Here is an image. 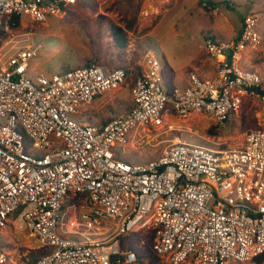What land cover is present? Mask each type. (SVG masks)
Here are the masks:
<instances>
[{
  "label": "built area",
  "instance_id": "built-area-1",
  "mask_svg": "<svg viewBox=\"0 0 264 264\" xmlns=\"http://www.w3.org/2000/svg\"><path fill=\"white\" fill-rule=\"evenodd\" d=\"M78 1L0 0V26L10 15L44 22ZM257 25L258 17L247 14L237 39L207 37L215 75L191 71L168 97L158 59L145 51L131 107L103 125L72 116L124 86L125 67L91 62L32 80L27 71L39 45L27 43L29 32L12 35L0 47V236L11 224L26 230L47 248L35 264H135L136 252L121 250L118 237L141 229L151 231L152 250L168 264L245 263L264 254V126L248 129L238 149L177 140L150 161L123 157L131 134L164 124L168 103L175 117L200 115L218 125L245 98L264 110V73L241 65L245 50L261 40ZM69 194L83 197L73 226L99 231L63 228ZM7 259L0 247V264Z\"/></svg>",
  "mask_w": 264,
  "mask_h": 264
},
{
  "label": "rangeland",
  "instance_id": "rangeland-1",
  "mask_svg": "<svg viewBox=\"0 0 264 264\" xmlns=\"http://www.w3.org/2000/svg\"><path fill=\"white\" fill-rule=\"evenodd\" d=\"M247 14L258 17L261 40L256 48L245 50L241 65L264 73V0H79L65 6L62 12L50 15L44 22L21 16L16 28L4 25L1 30L7 37L0 47L14 34L21 39L25 38L21 34L30 33L27 43L39 45L38 55L30 60L27 71L32 80L39 74H61L87 61L133 70L139 66L143 53L149 50L159 61L160 86L168 97L176 86L183 85L190 70L199 71L201 77L213 78L215 67L205 53L204 40L211 36L229 41L231 32L241 28V21ZM111 24L126 27L124 48L115 46ZM252 63L256 67H251ZM130 89L131 80L127 79L124 86L103 92L90 104L79 107L72 117L84 123H99L116 117L130 108ZM164 113L165 121L161 126H148L131 134L125 147V160L132 163L150 161L176 140L215 149H238L243 146L245 132L251 129L248 128L251 119L257 121L258 128L264 126V110L256 98H245L239 112L223 125L200 115L187 119L175 117L169 103ZM242 114L247 115L245 124ZM213 130L217 134H213ZM73 198L71 194L65 197V229L78 222L79 205L83 203V197ZM104 226L112 228L114 223L105 221ZM7 229L3 230L5 237L0 236V247L8 253L6 264H31L45 253L47 248L40 247L17 224ZM73 229L100 230L77 226ZM107 235L98 234L99 237ZM152 238L151 231L141 229L119 236L118 241L121 250L132 248L136 252L135 264H168L164 256L152 250ZM229 264H264V261L259 258Z\"/></svg>",
  "mask_w": 264,
  "mask_h": 264
},
{
  "label": "trees",
  "instance_id": "trees-1",
  "mask_svg": "<svg viewBox=\"0 0 264 264\" xmlns=\"http://www.w3.org/2000/svg\"><path fill=\"white\" fill-rule=\"evenodd\" d=\"M47 1H51V0H47ZM209 3H212V2H209ZM59 9L62 12L64 7L61 5ZM19 21H20V17L17 16V15H10V16H7V17H5L3 19L2 24L0 26V38H1L0 39V45L2 44V42H4V40L7 37V35L4 33V31L1 30L2 27L4 25L5 26L7 25V27L9 29H14V28H16L18 26ZM110 30H111V34H112L113 42H114L115 46H117L119 48H124L125 45H126V27L125 26H120V25H117V24H111L110 25ZM91 62H93V61H87L85 64H89ZM119 67H122V66H119ZM69 69H71V68H69ZM66 70H68V69H66ZM139 73H140V67L139 66L134 67L133 70H131L130 68H126V74H127L126 81H127V79L131 80V87H132V85L134 83L135 77ZM246 120H247V115L246 114H242L243 124H245ZM258 127L259 126L257 124V121L255 119H251L250 123L248 124V128L256 129ZM217 128H219V127H217ZM212 133L213 134H217V132L214 131V130L212 131ZM62 209L63 210L65 209V205L62 206ZM259 258H260V261H264V254H262L260 256H257L254 259H259ZM35 263H36V260H33V262L31 264H35Z\"/></svg>",
  "mask_w": 264,
  "mask_h": 264
},
{
  "label": "crops",
  "instance_id": "crops-1",
  "mask_svg": "<svg viewBox=\"0 0 264 264\" xmlns=\"http://www.w3.org/2000/svg\"><path fill=\"white\" fill-rule=\"evenodd\" d=\"M243 20V19H242ZM241 29H242V21H241V28L238 30V31H236L235 29H233V31L231 32V35H230V41L231 40H235V39H237L238 38V36H239V33L241 32ZM252 49V48H251ZM205 53H206V51H205ZM214 65V64H213ZM251 67H256V64L255 63H252L251 65H250ZM251 70H254L253 68H250ZM195 72V73H197L198 74V72L196 71V70H190L189 72ZM254 71H258L257 69H255ZM189 74V73H188ZM187 79H188V76H187V78L185 79V81L183 82V85H180L179 87H181V86H184V85H186V83H187ZM177 87V86H176ZM131 94V93H130ZM131 103H132V99H131ZM130 107H131V104H130ZM122 114V113H121ZM120 115V114H119ZM108 119H106L104 122H99V123H96V122H90V123H93V124H96V125H103L106 121H107Z\"/></svg>",
  "mask_w": 264,
  "mask_h": 264
},
{
  "label": "bare ground",
  "instance_id": "bare-ground-1",
  "mask_svg": "<svg viewBox=\"0 0 264 264\" xmlns=\"http://www.w3.org/2000/svg\"><path fill=\"white\" fill-rule=\"evenodd\" d=\"M177 141V140H176Z\"/></svg>",
  "mask_w": 264,
  "mask_h": 264
}]
</instances>
